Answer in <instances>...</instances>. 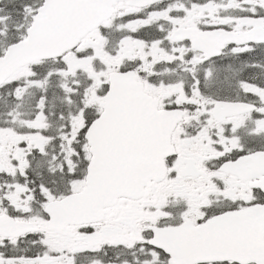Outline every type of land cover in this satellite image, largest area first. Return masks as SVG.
I'll return each instance as SVG.
<instances>
[{
    "label": "snow or ice",
    "instance_id": "1",
    "mask_svg": "<svg viewBox=\"0 0 264 264\" xmlns=\"http://www.w3.org/2000/svg\"><path fill=\"white\" fill-rule=\"evenodd\" d=\"M0 264H264V0H0Z\"/></svg>",
    "mask_w": 264,
    "mask_h": 264
}]
</instances>
